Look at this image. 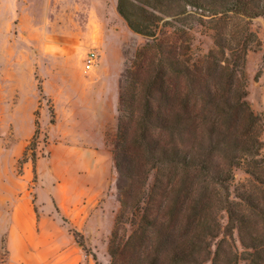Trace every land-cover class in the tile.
<instances>
[{"label":"trees","instance_id":"trees-1","mask_svg":"<svg viewBox=\"0 0 264 264\" xmlns=\"http://www.w3.org/2000/svg\"><path fill=\"white\" fill-rule=\"evenodd\" d=\"M116 11L146 42L122 73L109 140L119 202L111 264H264V118L247 100L246 75L264 0H117ZM192 24L213 44L196 61ZM236 169L248 180L232 199Z\"/></svg>","mask_w":264,"mask_h":264},{"label":"rangeland","instance_id":"rangeland-1","mask_svg":"<svg viewBox=\"0 0 264 264\" xmlns=\"http://www.w3.org/2000/svg\"><path fill=\"white\" fill-rule=\"evenodd\" d=\"M116 3L0 0V250L8 252V264H111L108 241L119 202L109 140L116 130L122 73L146 42L128 29ZM191 27L196 61L210 50L212 37ZM251 30L260 45L247 55V100L264 118L263 20L253 19ZM90 52L97 60L86 71ZM116 62L121 71L115 90L104 73L94 85L92 77ZM42 114L59 143L41 130ZM35 121L32 142L27 136ZM99 122L105 147L81 149L96 136ZM261 141L264 157V127ZM247 180L241 169L234 171L232 199ZM220 222L226 225L225 212ZM69 230L83 236L84 249Z\"/></svg>","mask_w":264,"mask_h":264},{"label":"crops","instance_id":"crops-1","mask_svg":"<svg viewBox=\"0 0 264 264\" xmlns=\"http://www.w3.org/2000/svg\"><path fill=\"white\" fill-rule=\"evenodd\" d=\"M116 60L118 59H115V61ZM119 65H121L119 64V62H116L115 64L110 63L106 68L102 69V71L96 73V75L92 77L94 81V85L98 84L101 81L102 79L101 75L102 73H104L108 80L110 79V81H113L114 90H115L119 72L121 71ZM95 117H97L99 120L98 116ZM57 120L59 121L58 115H57ZM40 126H41V130L47 134L48 139L49 141H51V143H59V140L55 139V135L53 134L52 131L54 126H51V128H49L47 125L46 114L41 115ZM95 129H96V136L94 138H87L85 141H83L81 144L82 147L81 149L84 150V149L92 148L96 151L97 149H102L105 147V126L99 122ZM33 132H34V128L32 127L27 138L31 137L33 135Z\"/></svg>","mask_w":264,"mask_h":264},{"label":"built area","instance_id":"built-area-1","mask_svg":"<svg viewBox=\"0 0 264 264\" xmlns=\"http://www.w3.org/2000/svg\"><path fill=\"white\" fill-rule=\"evenodd\" d=\"M97 56L95 53L90 52L86 56V61H85V70L89 71L92 70L94 65L96 64Z\"/></svg>","mask_w":264,"mask_h":264}]
</instances>
